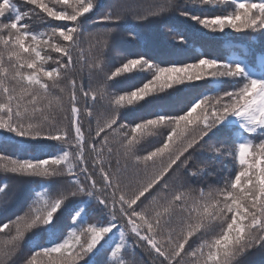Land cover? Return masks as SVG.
<instances>
[{"label": "snow or ice", "instance_id": "6c2138e0", "mask_svg": "<svg viewBox=\"0 0 264 264\" xmlns=\"http://www.w3.org/2000/svg\"><path fill=\"white\" fill-rule=\"evenodd\" d=\"M101 7L0 0V142L16 145L14 156L0 151V171L45 188L0 223V264H17L25 245L20 264H245L264 251V0H158L147 13L115 0L93 21L103 33L86 34ZM171 12L212 39L259 38V51L250 43L243 58L203 53L163 63L129 53L106 70L122 24ZM85 35L94 41L91 62ZM127 35L142 39L133 28ZM128 79L143 82L114 88ZM135 109L148 118L121 120ZM198 155L207 162L194 168ZM221 158L231 161L227 172L209 180Z\"/></svg>", "mask_w": 264, "mask_h": 264}, {"label": "trees", "instance_id": "16d2710c", "mask_svg": "<svg viewBox=\"0 0 264 264\" xmlns=\"http://www.w3.org/2000/svg\"><path fill=\"white\" fill-rule=\"evenodd\" d=\"M115 0H100L101 8L97 9L95 14L85 22V33H103V26L99 24H93L100 15L108 10V6L113 4ZM137 6V10L142 13L153 11V5L158 0H132ZM22 10L25 8L21 4ZM223 7L218 9H209V14H221ZM36 30H40L39 24L34 25ZM133 28L138 31L142 39L138 42L134 39H130L127 35V29ZM170 29H178L186 38V44L180 45L175 42L176 32L170 31ZM94 41L87 35H85L81 47L83 48L84 55L88 62L95 59V55H90L89 48ZM254 43L255 48L259 51V38L255 41H250L249 37L241 33H229V35L223 37L210 38L207 34L201 33L199 26L193 25L189 21H185L180 17L179 12H171L163 15L159 18L149 17L147 22H137L131 18L121 25L119 32L115 34L112 39V47L107 50L109 63L106 70H114L119 63L122 62V57L127 56L129 53H147L156 62H166L172 60H182L184 62H191L193 59L198 58L201 54L207 53L213 56H219L225 58L230 56L233 52L243 57L250 55L248 52V45ZM83 83L87 87L89 80L87 78V69L83 73ZM143 82L142 79H128L120 80L115 85L116 90H131V86H140ZM92 86H95L93 82ZM185 94H181L183 97ZM172 99H177L176 97ZM148 118L147 112L144 109H135L126 111L121 116L122 121H139L140 117ZM87 128V122L85 123ZM226 139V134L220 137ZM53 144L54 142H48ZM150 150V146H148ZM50 148H44L42 151H50ZM0 151L6 152V154L13 155L16 152V145L7 143L6 145L0 142ZM40 152H37L39 155ZM40 158H44L42 155ZM207 162L206 155H198L192 162L193 167H203ZM231 161L221 158L211 168V175L209 180L213 179L216 174H225L227 168L225 165L230 164ZM234 174V173H233ZM4 183L7 184L5 192H0V202L7 201V210H0V223L6 222L8 218H14L15 215L20 214L23 208L26 206L28 200L35 195V192L44 191L45 188L39 186V181L35 178H26L13 174H5L0 171V186ZM52 195H55V183L52 186ZM3 238V234H0V239ZM199 241L194 242L195 247ZM30 255V249L28 245H25L23 251L16 257L17 264L25 257ZM131 258V257H126ZM139 259V255L136 257ZM146 258V257H145ZM245 264H264V251L253 250L245 258Z\"/></svg>", "mask_w": 264, "mask_h": 264}]
</instances>
